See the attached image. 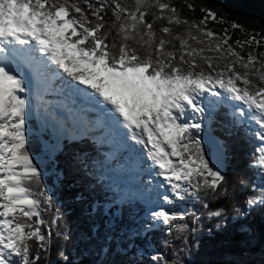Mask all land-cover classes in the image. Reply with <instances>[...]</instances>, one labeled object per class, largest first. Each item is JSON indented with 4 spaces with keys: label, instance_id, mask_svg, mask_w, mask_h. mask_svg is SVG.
Wrapping results in <instances>:
<instances>
[{
    "label": "snow or ice",
    "instance_id": "1",
    "mask_svg": "<svg viewBox=\"0 0 264 264\" xmlns=\"http://www.w3.org/2000/svg\"><path fill=\"white\" fill-rule=\"evenodd\" d=\"M187 7L194 10L192 4ZM150 9L156 10L151 19ZM201 11L205 16L190 22L162 0H135L134 7L121 0H0V264H40L51 247L53 230L51 224L42 230V212L55 204L42 186L43 170L30 153L28 136L32 98L49 120L63 126L57 106L46 99L50 94L64 96L58 107L73 122L86 124L66 102L72 98L74 104L80 97L87 111L99 110L106 118L97 126L107 123L116 130L130 154L137 147L143 151L165 192L159 210L150 211L134 235L147 236L157 224L169 226L174 239L183 237L180 251L186 250L187 236L197 230L203 214L197 204L209 209L212 199L225 201L207 213L220 217L233 195L223 165L206 155L199 134L219 106L240 102L232 106L231 125L243 128L254 142L250 166L259 177L245 204L249 212L264 214V52L241 54L245 45L260 46L264 37L246 32L248 38L234 42L237 51L229 43V29L217 33L208 21L230 23L233 30H244V25L226 21L215 10ZM164 20L167 25L159 28L157 39L154 25ZM173 25L185 28L174 31ZM113 29L119 45L116 37L109 42ZM129 41L144 48V54ZM21 66L31 70L32 88ZM115 159L113 153L97 165L119 172L123 165L113 167ZM99 178L104 180L103 173ZM110 187L120 191L118 185ZM60 219L57 212L52 223ZM137 256L166 264L162 254L147 248L138 249Z\"/></svg>",
    "mask_w": 264,
    "mask_h": 264
},
{
    "label": "trees",
    "instance_id": "2",
    "mask_svg": "<svg viewBox=\"0 0 264 264\" xmlns=\"http://www.w3.org/2000/svg\"><path fill=\"white\" fill-rule=\"evenodd\" d=\"M121 2L124 6H135V0ZM162 2L175 6L180 17L190 22H199L205 16L201 9L206 8L215 10L226 21H237L244 25V30H233L230 23L221 24L211 19L208 21V28L217 33H222L224 28L229 29L232 35L229 43L237 51L241 49L234 42L248 38L246 32L259 33L258 39L264 37V0ZM188 4L194 5V10L189 9ZM153 11L156 10H149V19ZM107 12L108 16L112 15L111 10ZM166 25V20L154 25L157 39L161 35L159 28ZM172 27L174 31L180 32L185 28L184 25ZM113 37H116L115 42L119 45L120 37L116 36L115 29L112 30L109 42ZM128 43L144 54L145 49L140 45L132 41ZM174 43L179 46L178 41ZM190 43L195 45L194 41ZM248 51L257 54L264 52V40L260 46L255 43L245 45L241 54L246 57ZM30 123L34 133L29 137V150L42 161L38 163L43 170L42 186L50 190L55 204L51 210L42 212L46 221L42 230L46 231L51 224L53 236L49 241L51 247L47 253L42 254L44 259L40 264H134L137 260L140 264H150L147 256H137L138 249L146 248L151 254H162L166 264H264V214L255 210L249 212L245 204V200L253 194L251 185L256 183L257 178L254 168L250 166L254 142H250L243 128L232 127L231 117L224 105L213 114L210 131L220 141L226 154L227 188L233 195L229 198L224 215L220 217H211L207 213L217 210L218 205H225V201L212 199L209 209H203L197 204L203 214L197 230L187 236L186 250L183 251H180L185 248L183 237L174 239L167 231L169 226L160 224L147 236L134 235L149 216L144 215L145 205L137 199L121 206L115 203L116 194L109 184L99 178L103 169L99 168L97 162L105 160V156L93 140H71L65 137L59 150L51 157L45 155L43 137L35 132L36 121L30 120ZM204 145L206 155L211 158L210 147ZM184 206L191 207L190 204ZM57 212L61 219L53 224ZM65 234L69 237L67 241L63 239ZM104 249L109 251L106 253ZM61 251L68 258L67 261L60 255Z\"/></svg>",
    "mask_w": 264,
    "mask_h": 264
},
{
    "label": "rangeland",
    "instance_id": "3",
    "mask_svg": "<svg viewBox=\"0 0 264 264\" xmlns=\"http://www.w3.org/2000/svg\"><path fill=\"white\" fill-rule=\"evenodd\" d=\"M40 56H43V54H39ZM23 67V66H21ZM53 67H55V65H53ZM24 68V67H23ZM28 70V68H27ZM29 72H31L30 70H28ZM26 78L28 79L29 81V87L32 88L33 87V79H30L29 76H26ZM65 79H68L66 76H65ZM222 91V90H221ZM226 95V94H224ZM62 96L60 95H55V94H50L46 97V99L48 101H50L51 103L54 102L57 100L56 102V106H57V114H58V117H60L64 123H63V126H61L59 124L58 126V123L52 121V120H49L46 115L43 113V111L39 110V103L38 101L35 99V98H32V100L30 101L31 104H32V112H31V115L29 117V120L30 119H36L37 121V134L41 137H43V141H44V145H45V155H49L52 157V155H55L56 152L59 150V147H60V144H61V141L63 140V138L65 137L63 135V132L66 133V134H73V135H76L78 132H82V133H85L87 134V136H89V138L91 140H93L96 144H98V149L100 152H102L105 156V159L106 157H108L111 153V151L109 150H106V146L107 145V141L105 139H103V141H99V136H97L95 133H92L90 132V130L88 129V131L84 130L82 128L81 125L79 126H75V123L72 124L71 121H68L67 117H65V115L61 114L59 111H62L61 109H59V105L60 103H62L61 101V98ZM52 103V104H54ZM226 105H228L230 107V110H232V106L233 104L235 105H238L240 104V102L238 101H227L225 102ZM91 113H94V111H92ZM95 116V115H94ZM93 120L91 121H88L87 124L90 126V127H95L96 125H94L92 123ZM210 124H211V121L208 120V118L206 117L205 118V121H204V124H203V131L199 134L200 138L202 139L203 143H205L206 145H208L211 149V157L214 156L215 154H221L223 153V148L221 147V143L219 140H217L211 133L210 131ZM31 133H33V130L31 129V127L29 126V122H28V136L31 135ZM100 135V134H99ZM45 136V137H44ZM96 136L98 139H96ZM101 136V135H100ZM105 140V141H104ZM106 142V144H105ZM106 145V146H105ZM119 151V150H118ZM107 152V154H106ZM108 155V156H107ZM123 155V154H121ZM120 159L121 158H118V160H116L115 162V165H112L113 167L115 166H118V165H123V163L120 162ZM37 162L39 164L42 163L41 160L37 159ZM255 170V169H254ZM124 171V165H123V169L119 172H115V174L117 175H113V176H110V174H114L113 172L111 171H106L103 169L102 173L104 175V182L106 184H109V185H118L119 188H120V191L117 192V191H114L117 195H122V191H123V188L125 187L124 186V181H120V179H118V177L120 175L123 174ZM101 173V174H102ZM145 173H147V171H145ZM151 174H145V181L147 180V182L149 181L150 179V176ZM258 177V176H257ZM142 179V178H141ZM119 180V181H118ZM257 183V182H256ZM142 187L139 188V191H137V193H132L130 196H132V198L136 197V198H140L142 203L145 205V208H146V211L144 212V215H150V211H155V210H159V206H161L163 203L159 200V196L162 195V192L161 190H158L157 189V186H154L152 185L150 188L146 185H141ZM136 187V186H135ZM139 186L137 185L136 188H138ZM158 191V192H157ZM123 196V195H122ZM131 198V199H132ZM123 199H127V198H123ZM130 200V199H129ZM117 203L120 204V200L118 199L117 200ZM177 203L179 204V201H177ZM243 213H245L246 211H242ZM242 213V215H243ZM159 225V224H157Z\"/></svg>",
    "mask_w": 264,
    "mask_h": 264
},
{
    "label": "bare ground",
    "instance_id": "4",
    "mask_svg": "<svg viewBox=\"0 0 264 264\" xmlns=\"http://www.w3.org/2000/svg\"><path fill=\"white\" fill-rule=\"evenodd\" d=\"M39 54H41V55L43 54V56L45 55L42 52ZM43 56H41V57H43ZM23 67H21V68H22V72L24 73L25 77L29 76L30 79H33L31 72L28 71L30 69L28 68V70H27V66H23ZM57 71H62V70L57 69ZM64 76H66V74H64ZM81 87H83V86H81ZM61 101L63 103L64 99L61 98ZM80 101L82 103H84V101L81 98H80ZM75 106L77 107V111H75L76 114L79 117H82L83 121L86 122V124H82L79 120H77L76 122H73L72 119H69L67 117L68 121H71L72 124L75 123L76 127L81 125L82 128L86 131H88V129H89L90 132L95 133L97 136H99V141H103V139H105L107 141V145H108V146L105 145L106 150L111 151L110 155L114 153L116 156V159L112 161V165H115L116 160H118V158H121L120 162L123 163L125 172H123V174L120 175L118 177V179H120L121 182L122 181L125 182L124 183L125 187L123 188V191L121 192L123 196L119 195L120 196L119 197L120 202H123V201L131 198L132 196L129 197V195H131L132 193H137V191H139V188H141L142 187L141 185H143V184L146 185L147 188L148 187L150 188L152 185L157 186V189L161 190L162 194H164L165 190L160 189L158 187L162 178L154 176V171L150 170V168H149L150 161H148L144 157L143 151L139 147H137V150L135 153L130 154L129 151L127 150V147L121 144L120 137H119L116 130L111 128L107 123L103 127L97 126L98 120L106 119L102 116V113L99 110H95L94 113H91L92 111L86 110L89 106L85 103H84V105H81V106H78V105H75ZM59 109L65 111L63 108L59 107ZM91 120H93L92 123L94 125H96L95 127H90L87 124V122L91 121ZM58 126H59V124H58ZM123 131H127V130L124 129ZM97 136H96V139H98ZM87 137L89 138V136H87ZM131 143H134V142H131ZM105 144H106V142H105ZM121 154H123V155H121ZM145 171H147V173H145ZM113 173L114 174L111 173L110 176L117 175V174H115V172H113ZM145 174H151L149 176L150 179L148 182H147V180L146 181L144 180ZM137 185L139 186L138 188H136ZM122 197L127 198V199H122ZM159 200L162 202L161 199H159Z\"/></svg>",
    "mask_w": 264,
    "mask_h": 264
},
{
    "label": "water",
    "instance_id": "5",
    "mask_svg": "<svg viewBox=\"0 0 264 264\" xmlns=\"http://www.w3.org/2000/svg\"><path fill=\"white\" fill-rule=\"evenodd\" d=\"M19 70L21 71V69L19 68ZM215 157L216 159H218L220 161V163L223 165L224 170L226 172V163H227V159H226V154L223 152L221 154H215L214 156H212L211 158Z\"/></svg>",
    "mask_w": 264,
    "mask_h": 264
}]
</instances>
